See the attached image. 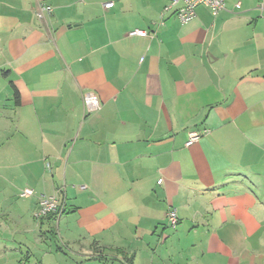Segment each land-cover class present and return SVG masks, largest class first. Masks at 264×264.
I'll use <instances>...</instances> for the list:
<instances>
[{
    "label": "crops",
    "instance_id": "crops-1",
    "mask_svg": "<svg viewBox=\"0 0 264 264\" xmlns=\"http://www.w3.org/2000/svg\"><path fill=\"white\" fill-rule=\"evenodd\" d=\"M168 2L0 0V264H264V0Z\"/></svg>",
    "mask_w": 264,
    "mask_h": 264
},
{
    "label": "built area",
    "instance_id": "built-area-1",
    "mask_svg": "<svg viewBox=\"0 0 264 264\" xmlns=\"http://www.w3.org/2000/svg\"><path fill=\"white\" fill-rule=\"evenodd\" d=\"M112 3L108 2L104 4V7H110ZM198 6H206L209 8L213 16L218 15L225 9V0H169L168 4L164 7L163 13L174 10V13L178 20L185 24L190 22L196 17V8ZM236 8L240 7V4L235 5ZM51 8L49 6H42L37 13V17L41 18L43 14L50 13ZM130 36H147L148 32L140 29H133L128 33ZM83 105L87 112H94L100 107L99 98L93 93H85L82 96ZM207 130L201 132L191 131L188 134V139L185 146H191L196 143L201 135L207 134ZM159 183L161 180L158 181ZM33 195V190L30 188H24L20 191L21 197H30ZM63 211V207L59 206L56 195H40L38 196L37 208L34 212L35 219L39 220L46 217L51 213L60 214ZM167 223L171 228H175L178 224L179 218L175 208H169L166 213Z\"/></svg>",
    "mask_w": 264,
    "mask_h": 264
},
{
    "label": "rangeland",
    "instance_id": "rangeland-1",
    "mask_svg": "<svg viewBox=\"0 0 264 264\" xmlns=\"http://www.w3.org/2000/svg\"><path fill=\"white\" fill-rule=\"evenodd\" d=\"M56 235H57V236H56ZM56 235H55V236H54V235H53V236L50 235L48 238L51 239V240L53 239L52 241H55V242L61 243V239H60V237H59L60 234L58 235V234L56 233Z\"/></svg>",
    "mask_w": 264,
    "mask_h": 264
},
{
    "label": "trees",
    "instance_id": "trees-1",
    "mask_svg": "<svg viewBox=\"0 0 264 264\" xmlns=\"http://www.w3.org/2000/svg\"><path fill=\"white\" fill-rule=\"evenodd\" d=\"M51 214H56V213H51ZM51 214H49V215H51ZM48 216V215H47ZM46 216V217H47ZM125 258V257H124ZM125 261H127V259L125 258ZM121 262V261H120ZM128 262V261H127ZM121 264H128V263H121Z\"/></svg>",
    "mask_w": 264,
    "mask_h": 264
}]
</instances>
